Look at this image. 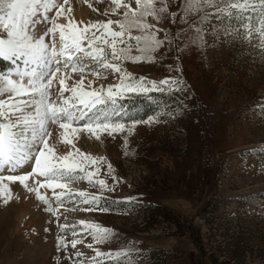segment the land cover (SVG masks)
Listing matches in <instances>:
<instances>
[{"label": "rangeland", "instance_id": "374dc122", "mask_svg": "<svg viewBox=\"0 0 264 264\" xmlns=\"http://www.w3.org/2000/svg\"><path fill=\"white\" fill-rule=\"evenodd\" d=\"M53 2L64 5L65 24L71 13L82 15L75 41L64 43V26L56 25L54 66L69 87L66 97L55 95L59 115L43 132H52L49 145L61 163L42 184L0 183V264H93L88 246L104 253L96 264H136L151 249L169 264H264L259 39L236 35L235 18H212L200 40L199 25L180 19L194 17L189 0H139L137 9L135 0H121L135 12L128 18L111 0ZM241 7L250 30H258L264 4L246 0ZM93 28L102 29L94 38ZM165 30L174 43L154 52L153 36ZM105 125L122 133L92 130ZM14 131L21 145L31 140L32 126Z\"/></svg>", "mask_w": 264, "mask_h": 264}, {"label": "snow or ice", "instance_id": "6c2138e0", "mask_svg": "<svg viewBox=\"0 0 264 264\" xmlns=\"http://www.w3.org/2000/svg\"><path fill=\"white\" fill-rule=\"evenodd\" d=\"M66 2L67 0H65ZM111 2L117 10L123 12L125 18H128L129 9L133 12L128 3L122 4L121 0H111ZM254 2L264 4V0H254ZM138 3L139 0H135L136 9ZM245 3L246 0H243L242 3L239 0H235V2L233 0H189L186 7L189 10H194V17L181 16L180 19L184 20L185 24H188L189 20L192 21V24H198L196 33L200 40H203V25L209 23L212 18L217 21L227 20L229 23L235 18L240 21L239 28L234 29L236 35L249 41L258 38L260 47L264 48V20L260 22L261 26L258 30L251 31L248 23L251 18L242 15L243 12H246V9L241 7ZM177 6L181 9L185 7L183 4ZM163 7L168 15V5ZM5 8H7V12H5ZM207 9H215V11L209 14ZM63 10L64 5L54 3L53 0H11V3L0 0V60L12 65L6 73L0 74V81H3L7 86L0 88V95L7 94L6 100L0 99V121H4L0 122V168H6L8 172L13 173L0 175V183L4 181L18 182L20 185L26 186L29 180L31 182L35 180L42 184L48 174L56 171V164L61 163L58 159L59 156L53 154V148L49 145V138L53 136L52 132L45 133L43 130L46 122L52 123V120L48 118L52 117L53 113L59 115L58 102L54 99L55 95L66 97L65 93L68 92L69 87V84L60 75L59 69L54 66V64L60 63V61L54 60V56L60 55L56 51L58 47L56 33L59 34L60 40L61 29L56 25L64 26L63 31L66 37L64 43L75 41L81 35L78 31L81 28L74 26L71 20L65 24L60 19L59 14ZM112 19L116 20L117 18ZM107 22L108 20L105 23L107 24ZM134 22L130 21V23ZM87 27L88 25L84 26V28ZM217 30L214 25L212 32L215 33ZM89 31L94 38L100 34L102 29L93 28ZM231 34L227 33V35ZM124 35L121 32L117 39L121 40ZM138 38V36L130 37L133 40ZM174 39H169L167 30L159 37L156 33L153 36L155 44L153 51L159 50L165 44L170 46L174 43ZM86 43V40H81V45ZM139 50L138 48L137 51ZM73 79L76 78L73 77ZM57 81L58 88L55 87ZM62 86L63 92L60 91ZM76 99L91 103L97 98L81 96ZM5 108H7V112ZM21 124L32 126L31 140L27 142L26 146L20 144L17 132L14 131ZM92 130L106 132L110 137L114 133H122L114 131L111 125H105L103 130L96 127H93ZM26 160H30L31 163L20 167ZM73 162V158L70 157L63 163L67 166ZM18 167L22 174H15ZM51 183L53 182H49V184ZM30 190L32 189L28 188V191ZM107 231L105 229L100 233H107ZM94 240L95 243L100 242L97 237H94ZM88 248L94 253L92 259L93 264H96L95 257L104 255V253L92 246H88Z\"/></svg>", "mask_w": 264, "mask_h": 264}, {"label": "trees", "instance_id": "16d2710c", "mask_svg": "<svg viewBox=\"0 0 264 264\" xmlns=\"http://www.w3.org/2000/svg\"><path fill=\"white\" fill-rule=\"evenodd\" d=\"M11 65L8 62L0 60V71L10 68ZM199 229L195 228L191 232V237L198 240ZM170 257L163 254L162 251L151 249L146 252L140 253L139 258L136 259V264H169ZM110 264V263H109Z\"/></svg>", "mask_w": 264, "mask_h": 264}, {"label": "bare ground", "instance_id": "6f19581e", "mask_svg": "<svg viewBox=\"0 0 264 264\" xmlns=\"http://www.w3.org/2000/svg\"><path fill=\"white\" fill-rule=\"evenodd\" d=\"M83 13V12H82ZM60 17V16H59ZM82 15L80 14V15H76V14H73V13H71V15H70V20L76 25V23H77V21L78 20H80V21H82ZM84 23V22H83ZM81 26V25H80Z\"/></svg>", "mask_w": 264, "mask_h": 264}]
</instances>
